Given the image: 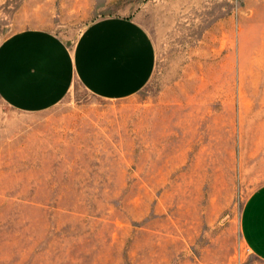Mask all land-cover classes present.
Returning a JSON list of instances; mask_svg holds the SVG:
<instances>
[{
	"label": "rangeland",
	"instance_id": "rangeland-1",
	"mask_svg": "<svg viewBox=\"0 0 264 264\" xmlns=\"http://www.w3.org/2000/svg\"><path fill=\"white\" fill-rule=\"evenodd\" d=\"M110 16L153 40L141 90L0 99V264H262L240 217L264 184V0H0V43Z\"/></svg>",
	"mask_w": 264,
	"mask_h": 264
},
{
	"label": "crops",
	"instance_id": "crops-1",
	"mask_svg": "<svg viewBox=\"0 0 264 264\" xmlns=\"http://www.w3.org/2000/svg\"><path fill=\"white\" fill-rule=\"evenodd\" d=\"M155 63L150 34L129 17L98 19L70 44L45 29H22L0 43V99L17 112L37 113L76 84L101 98H123L148 83ZM240 230L264 264V184L245 201Z\"/></svg>",
	"mask_w": 264,
	"mask_h": 264
}]
</instances>
